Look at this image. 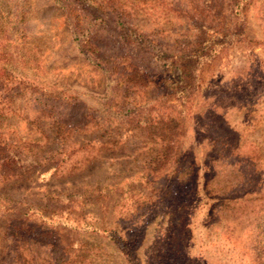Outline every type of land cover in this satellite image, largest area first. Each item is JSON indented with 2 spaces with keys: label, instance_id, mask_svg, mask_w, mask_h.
Returning <instances> with one entry per match:
<instances>
[{
  "label": "rangeland",
  "instance_id": "374dc122",
  "mask_svg": "<svg viewBox=\"0 0 264 264\" xmlns=\"http://www.w3.org/2000/svg\"><path fill=\"white\" fill-rule=\"evenodd\" d=\"M92 1L99 14L113 6L129 8L139 30L169 44L197 32L186 0ZM231 1L224 4L234 15ZM240 12L241 34L205 65L188 101L163 99L181 116L185 160L175 179L160 174L169 169L166 163L158 171L150 163V130L114 126L103 138L80 136L82 145L94 139L118 143L78 171L50 163L0 185V264H53L49 247L6 238L8 221L26 215L39 229L61 231L67 251L76 253L70 264H264V0H244ZM0 77L18 89L5 98L0 93V128L28 139L34 154L46 159L57 139L42 97L102 110L111 94L106 73L80 50L61 0H0ZM146 96L155 99L157 91L149 89ZM233 145L238 150L230 156ZM241 181L244 188H231ZM71 193L85 194L84 218L80 209L69 212L68 204L53 200ZM224 197L225 206L219 200ZM90 214L105 218L99 225L109 223L113 230L103 238L87 234ZM77 217L80 232L71 231ZM111 237L124 240L125 250H108Z\"/></svg>",
  "mask_w": 264,
  "mask_h": 264
},
{
  "label": "trees",
  "instance_id": "16d2710c",
  "mask_svg": "<svg viewBox=\"0 0 264 264\" xmlns=\"http://www.w3.org/2000/svg\"><path fill=\"white\" fill-rule=\"evenodd\" d=\"M61 1L80 50L92 58L106 73L111 94L103 99L102 110L84 107L76 100L65 101L52 95H48V98L42 97L43 106L48 109L52 117L51 135L57 139L56 148L49 152L48 159L34 154L35 151L28 139L21 137L15 131L11 133L0 128V185L22 179L36 167L50 163L56 164V168L63 171H78L89 164L97 152L107 147L113 148L118 143L116 140L94 139L82 145L78 137L97 135L103 138L106 133H112L114 126L123 130L126 128L150 130L149 143L154 146L155 152L150 163L155 167V171L161 170L159 165L166 163L169 169L166 173L160 171V174L164 180L169 181V178L172 180L175 173L184 166L182 161L185 160L181 151L179 133L181 124L178 120L181 116H175L171 110L175 106L164 103L163 99L184 100L183 104H185L195 93L196 88L202 83L205 65L210 64L217 54L227 49L241 34L242 30L236 18L241 13L240 7L244 0L231 1L229 6L232 10L234 7V10L236 9L233 10L234 15L227 12L224 0H186L191 8L189 14L198 23L197 32L170 44L164 38H150L142 29L139 30L129 8L117 9L113 6L110 11L99 14V8H96L92 0L91 3H88L89 0ZM97 12L99 16L95 15ZM4 82L5 79L0 77L1 97L12 96L13 91L18 89L7 83L4 85ZM149 89L157 91V98L147 99L146 94ZM1 104L3 105V102ZM3 111L4 109H0V118L4 115ZM226 131L227 129H223V132ZM238 145L232 146L230 156L238 150ZM225 146L221 150L225 151ZM87 150L92 153H86ZM80 156H83V161L73 160V157ZM171 164H175L176 168L171 169ZM153 179L154 177L148 181ZM245 184L246 182L241 181L231 188H244ZM167 188L170 191V185ZM84 195L61 194L53 200L57 201L56 205L62 202L68 204L65 210L69 212L74 208L80 209L79 218L82 216L84 218L86 213L82 208L88 202ZM219 200L223 202L220 205L225 206L228 199L224 197ZM51 203H49L50 207ZM37 210L41 212V207L38 206ZM53 215L50 220L53 219ZM27 216L8 221L6 238L31 248L47 246L53 256V264H70V258H75L76 253L67 251L69 245L66 244L61 231L39 229L37 224L26 219ZM41 216L49 218L48 215ZM110 217L112 218V215ZM79 218L74 221L73 227L70 226L71 231H82ZM92 218L91 228L86 232L87 234L103 238L113 230L109 223H106L105 228H101L99 222H105V218L96 216ZM107 230L109 233L106 232ZM110 241L114 243L107 246L108 250L117 246L123 251L127 246L122 239L119 241L111 237Z\"/></svg>",
  "mask_w": 264,
  "mask_h": 264
}]
</instances>
